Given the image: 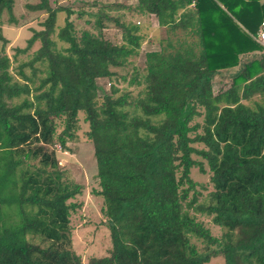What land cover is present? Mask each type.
Returning <instances> with one entry per match:
<instances>
[{
  "label": "trees",
  "instance_id": "obj_1",
  "mask_svg": "<svg viewBox=\"0 0 264 264\" xmlns=\"http://www.w3.org/2000/svg\"><path fill=\"white\" fill-rule=\"evenodd\" d=\"M97 7L95 32L77 33L72 17L85 12L39 0L26 8L47 14L43 30L13 59L0 51V264H82L72 250L76 205L69 202L82 188L50 150L74 139L79 113L111 243L89 264H264V47L256 41L264 0ZM110 8L154 16L165 29L160 50L145 54L130 81L141 87L130 102L113 87L98 94L97 80L114 77L111 68L125 67L143 39L140 27L112 19ZM4 14L17 24L14 0H0ZM104 22L122 31V43L103 36ZM37 40L40 48L14 66ZM226 78L230 86L215 93L214 83ZM193 156L211 174L205 205H196L190 173L204 169ZM192 209L210 217L220 237Z\"/></svg>",
  "mask_w": 264,
  "mask_h": 264
},
{
  "label": "rangeland",
  "instance_id": "obj_2",
  "mask_svg": "<svg viewBox=\"0 0 264 264\" xmlns=\"http://www.w3.org/2000/svg\"><path fill=\"white\" fill-rule=\"evenodd\" d=\"M138 0H48L50 7H67L72 8L75 12L83 11L86 15L81 20H76V15L72 17V22L77 33L83 30L93 29L94 17L90 14L97 12V5L112 4L119 7L136 6ZM39 0H14V16L17 24H10L8 16L4 14L0 18V31L2 38L6 42L3 46L0 41V51L13 59L17 50H23L27 47V42L33 36L34 31H42V23L46 20L47 14L44 12H32L26 6L37 5ZM94 4V5H93ZM107 14L112 19H120L121 23L135 24L140 27V34L143 39L140 42V48L136 55L129 57L125 67L111 68L116 75L112 78L97 80L98 94L103 96L109 95L112 87L118 89L116 94H129L128 101L135 99L141 90V87L131 85L130 81L136 74L143 71L145 64V54L152 51L160 50V41L165 39V29L159 28L154 16L144 17L138 13H131L125 9L110 8ZM64 14L61 13L58 18V25H63ZM111 19V20H112ZM89 22V23H87ZM103 36L114 44L122 43V31L112 22H104ZM40 42L37 40L27 51L26 54L17 56L18 62L29 60V58L40 48ZM1 53V52H0ZM37 66V65H36ZM29 69H26L28 72ZM231 84L230 78L224 81L217 80L213 85V90L218 93ZM83 113H79L74 139L67 142L65 149L58 144L50 147L54 150L60 170L64 173L66 179L72 183L81 186V193L69 202L76 205L75 210L70 214V228L72 231V250L82 261V264H89L90 259L107 255L111 249L109 231L105 224V219L101 214L102 199L97 196L99 191L98 181L96 178V162L94 150L91 141L88 139L89 126L85 122ZM200 118L197 121H201ZM62 126L58 130L61 131ZM201 148V145H196ZM196 161L203 163L204 173L198 167L191 169L190 177L195 183L194 192L197 195V206L205 205L209 199V194L213 191L210 182V172L205 162L197 156H193ZM192 196V193H191ZM190 214L195 215L199 222H202L215 237H220L221 230L214 226L210 217L200 214L192 209ZM210 264H225L223 258H215Z\"/></svg>",
  "mask_w": 264,
  "mask_h": 264
},
{
  "label": "built area",
  "instance_id": "obj_3",
  "mask_svg": "<svg viewBox=\"0 0 264 264\" xmlns=\"http://www.w3.org/2000/svg\"><path fill=\"white\" fill-rule=\"evenodd\" d=\"M256 41L264 47V22L261 25V29L257 35Z\"/></svg>",
  "mask_w": 264,
  "mask_h": 264
}]
</instances>
